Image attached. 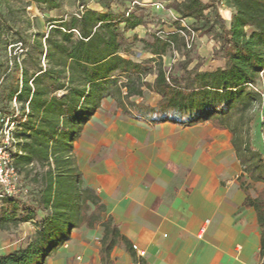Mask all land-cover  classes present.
<instances>
[{
    "label": "trees",
    "instance_id": "obj_1",
    "mask_svg": "<svg viewBox=\"0 0 264 264\" xmlns=\"http://www.w3.org/2000/svg\"><path fill=\"white\" fill-rule=\"evenodd\" d=\"M28 1L60 14L50 20L47 33H37L28 51L27 56L37 59L33 70L27 61L21 64L16 58L11 68L12 62L7 61L5 72L0 64V101L7 102L8 107L13 100L17 103L10 119L15 130L9 133L11 142L6 148L13 158L12 167L18 176L26 177L40 170L34 175L40 190L33 203L5 194L0 185V226L28 222L36 226L27 247L0 255V264H46L75 229L94 226V212L89 216L86 209L94 206L96 210L103 205L96 191L84 186L72 157L83 126L106 99L123 105L131 97L143 98L148 90L160 98L158 106L145 110L132 104L136 113L128 117L188 125L211 122L230 132L245 173L249 172L244 169L241 151L261 157L251 144L250 133L255 120L252 110L263 106L262 93L255 88L264 73V0H175L169 8L180 20L193 21L189 26L193 33L209 35L219 45L218 54L225 61V66L216 70L184 67L179 74L167 72L161 63L153 72L149 64L157 60L137 63L124 56L132 47L126 33L144 26L141 16L117 14L106 4L101 5L102 12L83 4L82 12L66 16L61 13L59 0ZM222 3L232 13L229 23L220 14ZM180 30L187 31L180 27L165 40L153 36L151 44L144 43L154 56L162 57L175 39L184 38L177 32ZM1 39L5 49L11 45L9 37ZM43 56L45 62L41 64ZM153 74L154 82H147L146 77ZM232 110L239 112L235 126L228 118ZM5 140L6 136L0 139V146ZM255 181L264 183V178ZM245 204L257 212L263 255L264 196H248ZM103 226V243L109 251L124 238L110 222Z\"/></svg>",
    "mask_w": 264,
    "mask_h": 264
},
{
    "label": "crops",
    "instance_id": "obj_2",
    "mask_svg": "<svg viewBox=\"0 0 264 264\" xmlns=\"http://www.w3.org/2000/svg\"><path fill=\"white\" fill-rule=\"evenodd\" d=\"M231 137L211 122L96 113L72 158L124 240L108 251L103 224L83 225L46 264H263L258 215L245 204L258 197Z\"/></svg>",
    "mask_w": 264,
    "mask_h": 264
},
{
    "label": "rangeland",
    "instance_id": "obj_3",
    "mask_svg": "<svg viewBox=\"0 0 264 264\" xmlns=\"http://www.w3.org/2000/svg\"><path fill=\"white\" fill-rule=\"evenodd\" d=\"M61 3V13L68 16L73 14H79L86 8L104 11L101 5H111V8L117 14L134 13L137 16H141L144 20V26H140L134 31H128L126 33L127 38L132 42V47L129 49L126 57L131 58L137 63H144L150 59L157 60L156 63H150L149 67L153 68V72H156L158 65L161 63L171 74H179L181 70L186 67L190 70L197 68L201 71H212L220 67L225 66V61L218 54L219 45L209 36H202L199 33H194L192 48H188L186 38H177L173 45L167 48L166 53L162 57L154 56L151 53V49L147 48L148 43L151 44L153 36H160L164 40L167 39L171 33L178 30V28H186L188 34H192V30L189 26L193 21L191 20H179L173 10L169 8L175 0H84L82 3L79 0H59ZM183 1V0H177ZM204 3H209V0H202ZM83 4L85 5L83 7ZM220 14L226 22H230L231 12L226 7H219ZM211 11L207 12L210 16ZM57 10L49 11L48 8L43 5L35 3H29L28 0H0V64L3 67V72L6 70L7 61L12 62L10 68L14 66V60L23 63L27 61V66L34 67L37 59L30 58L28 51L31 52L33 41L37 38V33H47L51 24L50 20L59 15ZM124 27V25H122ZM7 36L10 40V46L5 49L2 37ZM135 36L139 39L135 40ZM193 37V36H192ZM26 40V43H22V39ZM143 40V41H140ZM148 42V43H144ZM45 58L43 56L41 64H44ZM123 82L125 79L121 78ZM147 82L153 83L155 75L146 77ZM256 92L262 93L263 106L260 109L252 110L255 114V120L251 125L250 141L254 149H256L261 157L257 155L246 153L241 151L240 158L245 161V170L247 173L248 189L253 196H264V183L256 182L259 178H264V73L261 75L260 80L255 88ZM125 92V89H123ZM160 98L153 92L148 90L144 91L142 97H131L126 101H123V105L120 101L113 99H106L102 102L100 110L97 113L102 115H120L127 118L136 111L132 108V104L137 107H143L145 110L148 108H156ZM0 139L6 134L14 132V124L10 123L12 112L14 108H17V103L13 100L11 107L7 106V102L0 101ZM96 115V114H95ZM239 112L232 110L228 114L229 122L232 126L238 124ZM92 119V118H91ZM1 154L0 157H3ZM11 164H13V158H9ZM40 172L39 169L34 170L29 177L24 175L19 176L18 184L16 186L17 195L15 198L26 203H33L37 200V196L40 190L38 184L34 180V175ZM94 206L90 209H86V214L93 215L94 226H102L104 223H109V217L104 208L96 209ZM95 227V228H96ZM35 227L33 223L30 224H18L8 225L5 227L0 226V255L5 252H11L20 248L27 247L30 240L35 234Z\"/></svg>",
    "mask_w": 264,
    "mask_h": 264
},
{
    "label": "built area",
    "instance_id": "obj_4",
    "mask_svg": "<svg viewBox=\"0 0 264 264\" xmlns=\"http://www.w3.org/2000/svg\"><path fill=\"white\" fill-rule=\"evenodd\" d=\"M221 7H226V6L224 3H222ZM176 17L178 20H180L178 16ZM231 19H232V13H231L230 21ZM177 32L180 33L182 37L187 39L188 48H192L194 33L192 32V34H188L187 31H183V30ZM10 142H11V137L9 134H6V140L4 142V145L0 146V155L4 154L3 157H0V185L5 194L15 197L17 195L16 186L18 184L19 176L15 171V169L12 167L11 161L9 159L12 156L6 149ZM133 250L136 251L141 258L145 256V252L139 250L137 246H133Z\"/></svg>",
    "mask_w": 264,
    "mask_h": 264
}]
</instances>
